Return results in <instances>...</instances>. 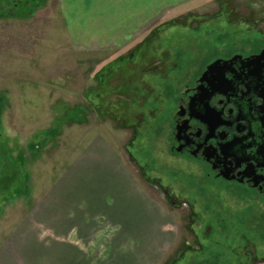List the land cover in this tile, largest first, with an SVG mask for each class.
I'll list each match as a JSON object with an SVG mask.
<instances>
[{
  "label": "rangeland",
  "instance_id": "1",
  "mask_svg": "<svg viewBox=\"0 0 264 264\" xmlns=\"http://www.w3.org/2000/svg\"><path fill=\"white\" fill-rule=\"evenodd\" d=\"M5 1L0 144L12 166L2 172L0 264H241L250 254L264 264V218L217 200L218 184L164 152L196 71L264 45V0H199L102 54L70 46L57 0L21 15ZM74 225L103 227L109 248L75 252L61 231ZM145 232L156 251H120L124 234Z\"/></svg>",
  "mask_w": 264,
  "mask_h": 264
},
{
  "label": "flooded vegetation",
  "instance_id": "2",
  "mask_svg": "<svg viewBox=\"0 0 264 264\" xmlns=\"http://www.w3.org/2000/svg\"><path fill=\"white\" fill-rule=\"evenodd\" d=\"M216 61L219 68L206 74ZM175 103L164 152L218 184L217 200L245 204L249 218H264V45L206 63ZM8 150L0 144V192L8 187L2 175L12 166ZM255 260L250 254L241 264Z\"/></svg>",
  "mask_w": 264,
  "mask_h": 264
},
{
  "label": "crops",
  "instance_id": "3",
  "mask_svg": "<svg viewBox=\"0 0 264 264\" xmlns=\"http://www.w3.org/2000/svg\"><path fill=\"white\" fill-rule=\"evenodd\" d=\"M57 1L58 6L55 12L62 15L63 22L66 24L70 46L77 52L102 54L125 49L145 30L156 28L159 20L170 19L199 0ZM55 198L56 204L60 197ZM102 228L95 226L83 231L78 225H74L73 228L61 231H67L70 239L68 245L74 247L75 252L81 253L89 250L101 255L109 248V239L101 235ZM146 234L147 232L124 234L125 239L118 244L120 251L130 252L131 249L133 251L140 249L150 253L156 251L157 238H149L145 241L142 237ZM90 237L95 238L93 243L89 242ZM80 238H87V244H84L83 239H81L83 242L79 243ZM141 241H145L147 247H142ZM158 262L157 259L150 260L148 264H158Z\"/></svg>",
  "mask_w": 264,
  "mask_h": 264
},
{
  "label": "trees",
  "instance_id": "4",
  "mask_svg": "<svg viewBox=\"0 0 264 264\" xmlns=\"http://www.w3.org/2000/svg\"><path fill=\"white\" fill-rule=\"evenodd\" d=\"M33 1H35V0H32V2H26L25 4H22L21 2H20V0H12V2H11V0H6L5 1V6H6V8L7 9H9L10 7H11V5L13 6V7H15V8H17V11H20V15H21V13L23 12V9H25L26 7H29L28 5L30 4V6H32V3H33ZM43 0H40V3L42 2ZM21 3V4H20ZM40 3H38V4H33V6L32 7H36V8H38V5L40 6L41 4ZM16 10V9H15ZM31 12H33L32 10H30L29 12H28V14L30 15L31 14ZM0 113H1V106H0Z\"/></svg>",
  "mask_w": 264,
  "mask_h": 264
},
{
  "label": "water",
  "instance_id": "5",
  "mask_svg": "<svg viewBox=\"0 0 264 264\" xmlns=\"http://www.w3.org/2000/svg\"><path fill=\"white\" fill-rule=\"evenodd\" d=\"M220 64H221V61H216L215 63L210 65L206 74L208 73L211 74L215 69L219 68Z\"/></svg>",
  "mask_w": 264,
  "mask_h": 264
}]
</instances>
